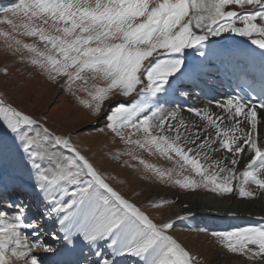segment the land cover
<instances>
[{
	"label": "snow or ice",
	"instance_id": "obj_1",
	"mask_svg": "<svg viewBox=\"0 0 264 264\" xmlns=\"http://www.w3.org/2000/svg\"><path fill=\"white\" fill-rule=\"evenodd\" d=\"M0 16V24L8 26L0 30L5 50L60 84L93 115L99 116L113 95L133 97L104 116L105 127L124 145L113 160L126 156L125 166L138 170L141 165L159 182L186 191H236L240 198L264 192V141L257 140L258 124L264 123V87L215 102L220 113L190 107L196 117L191 121L177 119L178 110L160 103L174 82L195 77L213 55L258 59L264 77V0H14L0 8ZM223 33L247 38L259 52L250 47L241 53L214 51L210 38ZM187 50L201 58L192 67ZM0 125L6 130L0 164L18 159L30 168L32 189L45 208L29 220L31 205L10 200L14 187L0 183V264H43L34 254L39 249L59 254L39 240V217L45 215H54L63 236L53 239H62L68 252L79 246L81 255L86 248L95 258L86 256L84 264H201L173 236L174 222L157 223L125 198L108 182L116 178L102 173L71 134L50 131L2 97ZM141 153L175 167L161 169ZM242 158L247 163L237 172ZM233 181H238L235 187ZM171 203L153 201L147 207ZM210 234L230 253L253 264L264 260V228Z\"/></svg>",
	"mask_w": 264,
	"mask_h": 264
},
{
	"label": "rangeland",
	"instance_id": "obj_2",
	"mask_svg": "<svg viewBox=\"0 0 264 264\" xmlns=\"http://www.w3.org/2000/svg\"><path fill=\"white\" fill-rule=\"evenodd\" d=\"M11 2L13 3L14 0H11ZM0 19H3V16H0ZM7 27L5 24H0V30H7ZM212 46L215 47L214 45ZM5 70L7 74H5ZM197 81V85L204 86L206 84L201 76L197 77ZM174 84H177V82ZM191 85L188 84V86ZM77 95L81 99H90L84 93H77ZM0 97L6 100L12 107L44 124L50 131L58 135L71 134L72 142L102 173L116 178L108 182L131 202L136 203L142 210L147 211L150 217L154 218L157 223L169 219L165 217L166 211L170 206H178V202L175 203L174 201V203L168 204L163 208L152 209L147 207L153 201H161L160 198L164 193H170L182 199L195 198L198 201L205 198V201L209 200L207 203L211 205V208H215V210L222 204H233L232 201L235 202V199L254 201L259 196V198L262 197V204L264 206V192L256 191L255 198H240L236 191L223 195L203 188L195 191H186L170 184L159 182L151 174L145 173L141 165L137 164L138 170L125 166L123 162L128 160L126 156L121 157L119 160H113L111 158L112 155L117 151L123 150L124 145L118 139H114V134L105 127L107 121L104 119V116L107 114L108 109L115 104L121 102L128 104L133 97L125 99L113 95L103 103L100 115H93L91 109L82 106L76 97L61 88L60 84L52 83L38 69L21 62L19 55H12L9 51H6L3 38H0ZM207 101L210 103L214 102L213 99ZM99 129H103V131ZM5 136L6 130L0 125V139ZM141 155L148 163L154 164L161 169L175 167L173 162L159 156H152L147 153H141ZM10 163L7 165L0 164V180L4 179L7 169L14 165H23L18 159L16 162ZM133 163L136 162L133 161ZM229 167L232 166L229 164ZM244 168L240 163L236 166L237 172L243 171ZM196 179H199V177H196ZM237 183L238 181H233L234 187ZM247 187L254 189L252 185ZM183 206L184 204L181 205V207ZM187 208H189V205ZM206 212H210V209L205 210L203 213ZM235 216L240 217L239 215ZM176 217L177 220L171 219L175 224L172 233H174L179 243L187 247L201 261V264H210L218 251L228 256L246 259L245 256L228 252L210 234L212 232L206 229V231H201L202 228L192 230L187 228L191 218H195L194 215L189 214L186 219H179L181 217L180 213ZM255 221L257 222V219H251L250 221L245 219V223L236 229L264 228V222L255 223ZM257 261L259 259L255 262Z\"/></svg>",
	"mask_w": 264,
	"mask_h": 264
},
{
	"label": "bare ground",
	"instance_id": "obj_3",
	"mask_svg": "<svg viewBox=\"0 0 264 264\" xmlns=\"http://www.w3.org/2000/svg\"><path fill=\"white\" fill-rule=\"evenodd\" d=\"M11 0H0V5L8 4ZM210 41H214L212 45L213 50L216 52H225L228 50H232L237 53L245 52L247 47L255 49L254 45L250 44V41H248L245 37H240L238 35L232 34V33H223L218 37H212L210 38ZM257 52H259V49H255ZM190 55V67L193 65H196L197 62L201 59L198 56H195L194 52L192 50H187ZM220 56L213 55L210 58H216ZM241 64H246L249 61H259L258 59H251L246 56L237 55L236 57L232 58ZM206 69V68H205ZM198 72V71H197ZM192 78L188 79L187 81H191ZM196 82V79L195 81ZM179 86V85H178ZM177 87H173L171 90L173 93L166 96V98H169V101H173L174 99H177V101H173V103H170L171 108H165L168 111L171 110H178L179 116L183 117L186 121L195 120L196 117L187 111L188 108H209L211 112L213 113H220V109L215 107V102L222 101L226 99L228 96L219 91L216 92L215 88L209 86L206 84L205 88H195L193 86L190 87V90L187 91L184 86V91L177 90ZM183 88V86H182ZM210 92L212 95L211 98L214 100V102L210 103L207 101L208 95L207 92ZM165 106V105H164ZM163 106V107H164ZM183 107V108H182ZM261 115H264V111L261 110ZM241 127H244V125H241ZM247 131V129H245ZM257 140L258 142L264 141V123H259L257 128ZM220 155H223V153H216L215 156L219 157ZM229 157H231V153L227 154ZM243 155V154H242ZM241 166L246 165L247 158H242L239 162ZM11 164V163H10ZM239 168V167H238ZM4 179L0 180V183H5L8 185L13 186H19L26 189H30L31 192L34 194L33 198H36L37 195L32 189V183H33V175L30 174V168L24 167V165H14L13 167L6 170L4 174ZM161 197V196H160ZM260 197V196H259ZM256 198L254 201H244L235 199V202L232 201L233 204H222L218 206L219 208L215 210V208H211V205L205 201V198H202L200 201L197 199H182L180 197H177L170 193H164V195L160 198L161 200H169V201H175L178 202V206H170L166 211V217L169 219H176L177 214L181 213V217L189 216V214L197 215V217L194 218L196 224L195 226H187L194 227L195 229H198L199 227H207L208 224H211V220L205 216L206 214L203 213L205 210L210 209V212L217 214L219 216H222L224 214H240L243 217H250L252 219H257V222H264V214H263V204H262V197ZM157 199V198H156ZM200 199V198H199ZM219 201V200H218ZM184 204L183 207L181 205ZM189 205V208H187ZM39 206H42V212L45 211L44 206L39 202ZM182 208V209H181ZM217 208V207H216ZM214 209V210H213ZM8 211H11V209H7ZM27 217L29 220L36 218L35 212L30 211L27 214ZM55 217L53 216H44V221L39 222L40 223V236L39 239L42 238L40 241H43L47 245H51L54 249L59 250V254L56 252L53 253H47L44 252L43 249H39L34 252V254L38 257V259L43 261V264H84V259L87 256L89 260H94V257L89 256L87 249H84V254L81 255L80 247L77 246L75 252H68L67 249L64 248V241L62 239H53L54 235L63 236V233L59 230V224L55 223ZM256 222V221H255ZM235 224V222L233 223ZM175 237L174 233H172ZM30 239H35V237H32ZM72 247V246H69ZM187 250H189L187 247H185ZM210 264H253V261L247 260V258H239V257H232L225 255L223 252L218 251L215 255L213 261ZM255 264H264V260H259L255 262Z\"/></svg>",
	"mask_w": 264,
	"mask_h": 264
},
{
	"label": "water",
	"instance_id": "obj_4",
	"mask_svg": "<svg viewBox=\"0 0 264 264\" xmlns=\"http://www.w3.org/2000/svg\"><path fill=\"white\" fill-rule=\"evenodd\" d=\"M3 7H5V5H0V8H3Z\"/></svg>",
	"mask_w": 264,
	"mask_h": 264
}]
</instances>
